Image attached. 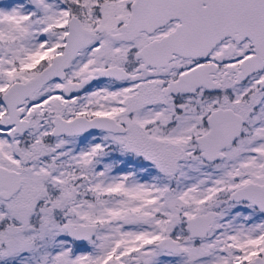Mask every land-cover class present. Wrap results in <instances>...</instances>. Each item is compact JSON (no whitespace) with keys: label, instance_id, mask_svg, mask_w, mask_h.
Segmentation results:
<instances>
[{"label":"snow or ice","instance_id":"1","mask_svg":"<svg viewBox=\"0 0 264 264\" xmlns=\"http://www.w3.org/2000/svg\"><path fill=\"white\" fill-rule=\"evenodd\" d=\"M0 264H264V0H0Z\"/></svg>","mask_w":264,"mask_h":264}]
</instances>
